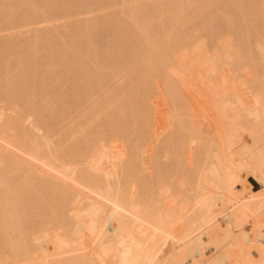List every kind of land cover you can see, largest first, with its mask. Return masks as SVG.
Masks as SVG:
<instances>
[{"label": "bare ground", "instance_id": "obj_1", "mask_svg": "<svg viewBox=\"0 0 264 264\" xmlns=\"http://www.w3.org/2000/svg\"><path fill=\"white\" fill-rule=\"evenodd\" d=\"M0 35V264H264V0H0Z\"/></svg>", "mask_w": 264, "mask_h": 264}, {"label": "rangeland", "instance_id": "obj_2", "mask_svg": "<svg viewBox=\"0 0 264 264\" xmlns=\"http://www.w3.org/2000/svg\"><path fill=\"white\" fill-rule=\"evenodd\" d=\"M117 7H120V8H117V10L120 11V13L122 14L121 6H117ZM114 10H115V9H114ZM117 10H115V11H117ZM149 10H150V9H149ZM118 11H117V12H118ZM249 11H250L249 14H251V13L254 12V9H253V8H250ZM252 11H253V12H252ZM118 13H119V12H118ZM191 14L193 15V13H191ZM191 14H189V17H190V18H194L195 16H197V14H195V16H194V15L192 16ZM98 15L101 16L102 13H101V14L99 13ZM123 15H125V14H123ZM86 17L88 18V15H86V14H84V15H83V14H80V16L78 17V18H81V22H80V20H79V25H80V23L82 24L83 22H85L86 19H84V18H86ZM89 17H90V15H89ZM123 17H124V16H123ZM254 17H255V18H253V14H252V17H250V18L248 19V21H249V22H248V23H249V26H252V25L255 23V24L257 25V26H255V27L259 28V26H260V25L258 24L259 22H258V20H256V19H257V18H256L257 16L254 15ZM72 18H73V17H72ZM72 18H71V19H72ZM73 19H74V20H75V19L78 20L77 17H75V16H74ZM73 19H72V21L74 22L73 24H75V21H74ZM83 19H84V20H83ZM163 19H164V20H163ZM163 19L159 20V23L157 22V24H155V26H156V30H155V28H154V29L152 28L151 31H154V30H155V31H154V34H155V35H154L152 32L150 33V34L154 35V37H155V36L157 37V35H158V37H157L158 42H161L162 40L159 41V39H162V38L164 37V36H161V35H160L161 38L159 37V32H160L159 29L161 28V27H159V26H161L160 23H162L163 21H165V17H164ZM167 19H168V16L166 17V21L168 22V24H165L166 22H165V23L163 22L164 24H162V27L167 25V27H163V28H166V30H167V32H168V31L171 30L170 27L174 28L175 26H174V24H172L173 26L169 24V20H170L171 18H169L168 20H167ZM251 19H252V20H251ZM253 19H255V20H253ZM60 20H61V21H59V22H58L57 20H56V22H55V20H54V21L51 22V23L48 22L49 24H48V23H46V24L43 23V24H40L39 26H38V24H37V25L30 26V27H28V28H24V31H27V32H24V31H23L24 33H21V36L23 35V38H20V37H18V38H20V40H21V39H22V40L24 39L23 42H25V38L27 39V38L29 37L28 39H29L30 41L27 39V40H28V41L26 40L27 42H31V41H32V42H35L34 40H35V38L37 37V35H36V33H35L36 31H39V32H40V31H41V32L43 31V33H44V31H46V35L48 34L47 31H48L50 34H54V33H51V32H50L51 30L57 32V33H56V34H57L56 36L58 37V34H59V33L62 34V32H64V30H63L64 28H65V30H66V28H69V26L67 27V25H70L69 22L71 21V20H70V21L67 22V21H64L65 19H63V21H64V26H66V27H64L63 25H61V27L63 26L64 28L62 29V28L58 27L59 30H60V31H58V30H56V27H55V26H58V24H59V26H60V23H62V19H60ZM68 20H69V19H68ZM250 20H251L252 22H253V21H255V22H253L252 25H251V24H250ZM160 21H161V22H160ZM256 21H257L258 23H257ZM65 22H67V23H66L67 25H65ZM77 22H78V21H77ZM70 23H71V22H70ZM170 23H171V20H170ZM51 24H52V25H51ZM73 24H71V25H73ZM158 24H159V26H157ZM76 25H77V23H76ZM169 25H170V26H169ZM34 26H35V27H34ZM47 26H48V27H47ZM52 26H53V27H52ZM73 26H74V25H73ZM188 26L190 27V25H187V26H184V28H187ZM158 27H159V28H158ZM29 28H30V29H29ZM35 28H37V29H35ZM42 28H44V29H42ZM45 28H46V29H45ZM70 28H71V27H70ZM70 28H69V29H70ZM99 28H100V32H101V33H104V32H102L103 29H104V27H102V29H101V27H99ZM99 28H97V29H98V32H99ZM167 28L170 29V30H168ZM253 28H254V27H253ZM38 29H39V30H38ZM53 29H54V30H53ZM95 29H96V28H94V34H95V37H94L95 39H94V40L96 41V39H97V41H98V38L100 39V36H102V37L104 38L105 35L101 34L100 32L98 33V32H97V29H96V30H95ZM187 29H188V28H187ZM189 29H190V28H189ZM189 29H188L187 31H189ZM254 29H255V28H254ZM33 30H35V31H33ZM62 30H63V31H62ZM101 30H102V31H101ZM157 30L159 31L158 34H157ZM185 30H186V29H185ZM28 31H29V32H28ZM30 31H31V32H30ZM68 31H69V30H68ZM58 32H59V33H58ZM95 32H97L99 35H100V34H101V35L99 36V35H98L97 33H95ZM160 33L163 35V33H162V29H161V32H160ZM6 34H7V33H6ZM37 34H40V33H37ZM41 34H42V33H41ZM35 35H36V37H35ZM43 35H45V34H43ZM54 35H55V34H54ZM59 35H60V34H59ZM164 35H165V34H164ZM2 36H3V35H2ZM2 36L0 35V39H1ZM18 36H20V35H18ZM24 36H26V37H24ZM31 36H33L34 38L31 37ZM48 36H49V34H48ZM60 36H61V35H60ZM96 36H97V37H96ZM44 37H45L44 39L47 40L48 37H46V36H44ZM156 37H155V38H156ZM18 38H17V39H18ZM103 38H102V39H103ZM152 38H153V36H152ZM2 39H3V38H2ZM33 39H34V40H33ZM102 39L99 40L100 42L98 41L99 43L96 41V44H98L99 46H100V45L102 46L104 42H105V44L107 43V42L105 41L106 39H103V40H102ZM163 39H164V41H165V38H163ZM22 40H21V41H22ZM18 41H19V39H18ZM44 41H45V40H44ZM47 41H48V40H47ZM102 41H104V42L102 43ZM0 42H1V40H0ZM45 42H46V41H45ZM46 43H48V42H46ZM46 43H45V44H46ZM164 43H165V42H163V43L161 42L160 44H164ZM100 48H101V47H99V49H100ZM102 48H103V46H102ZM102 61H103V60H102ZM104 62H105V60L103 61V64H102V65H104ZM107 62H108V61H107ZM105 63H106V62H105ZM91 64H92V63H91ZM100 65H101V64H100ZM115 82H116V81L114 80L113 83H110L111 86H112L113 84H116V83H117V82H116V83H115ZM118 83H119V82H118ZM118 83H117V85H118ZM117 85H116V86H117ZM114 86H115V85H113L112 87L114 88ZM109 87H110V86H108V88H109ZM140 87H141V86H140ZM110 88H111V87H110ZM110 88H109V89H110ZM113 88H112V89H113ZM109 89H108V90H109ZM112 89H111V90H112ZM138 89H139V88H138ZM99 95H100V94H99ZM99 95H98V93H97V98H98V100L100 99V96H101L102 94H101L100 96H99ZM98 96H99V97H98ZM94 97H95V100H93V101H96V95H95ZM101 97H102V96H101ZM155 99H156V98L153 99V97H152L150 101H151L153 104L156 105V103H154ZM156 101H157V100H156ZM153 104H152V105H153ZM4 105H5L4 103H1V102H0V107H1L0 110H2V111H3V109L5 110V106H4ZM85 105L88 106V104H85ZM85 105H84V106H85ZM86 106H85V107H86ZM153 106H154V105H153ZM86 108H87V107H86ZM81 109H84V107L80 108L79 110H81ZM79 110H76L75 112L77 113V111H78V112L82 113V112H84V110H86V109L81 110V111H79ZM88 110H89V109H88ZM85 112H88V111L86 110ZM76 113L72 116V118L76 116ZM78 115H79V114H77L76 118H78ZM105 117H106V116H100V117H98V119L96 120V121H99V122H97L95 125L100 124L99 127H98V125H97V127L93 125V124L96 122V121H94V123L92 124V125L94 126V127H93V130H94V131L101 129L100 126H101V123H103V122H101V121L104 120ZM72 118H71V119H72ZM89 118H90V116H89ZM102 118H103V119H102ZM87 119H88V118L86 117V119L83 121V123H84V122L86 123V122H87ZM107 119H108V118H106V119H105L106 122H105V120H104L105 123H103V125L105 124V126H107V125H106V123H107ZM78 120H79V119H78ZM108 120H110V119H108ZM64 121L66 122V119L63 120V122H64ZM69 122H70V121H69ZM66 123H67L66 125L69 124V123H68V119H67V122H66ZM63 124H64V125H63ZM63 124H62V125L65 126V123H63ZM105 126L102 127V129L104 128L102 131H108V130H110V129L112 128V127H107V128H106ZM90 127H91V126H90ZM135 127H136V126H135ZM136 128H137V127H136ZM90 129L92 130V128H90ZM90 129H88V130L90 131ZM106 129H108V130H106ZM140 129H141V127H139L138 129H131V131L133 130L134 133L137 134V132H138ZM112 130H114V129H112ZM112 130H110V131H112ZM156 131L159 132V130H156ZM135 134H134V135H133V133L131 134V135L133 136L132 139H135V138H136L137 135H135ZM132 136H131V137H132ZM152 142H154V141H152ZM152 142H151V143H152ZM155 142H156V141H155ZM157 142H158V141H157ZM158 143H159V142H158ZM158 143H157V145H158ZM152 144H155V143H152ZM209 251H210V254H212V253L214 252L213 247H210V248H209ZM207 253H209V252L207 251Z\"/></svg>", "mask_w": 264, "mask_h": 264}]
</instances>
